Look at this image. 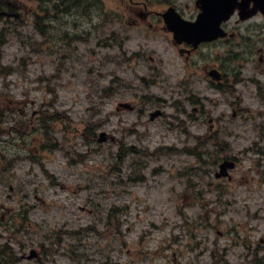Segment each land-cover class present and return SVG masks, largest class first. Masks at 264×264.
I'll return each instance as SVG.
<instances>
[{
    "label": "rangeland",
    "instance_id": "374dc122",
    "mask_svg": "<svg viewBox=\"0 0 264 264\" xmlns=\"http://www.w3.org/2000/svg\"><path fill=\"white\" fill-rule=\"evenodd\" d=\"M194 1L83 0L67 11L44 4L42 14L49 15L43 24L54 37L44 42L33 26V15L41 13L39 2L10 0L4 13L12 27L0 22L6 28L0 48V71L6 70L0 73V109L9 111V119L0 122V157L5 161L0 171L7 168L0 176V205L6 206L0 243L10 238L4 227L24 224L14 243L9 242L13 264H217L210 252L222 249L231 230L264 231V180L250 170L258 156L244 152L257 142L259 129L263 140L257 146L264 152L262 117L225 118L231 133L224 138L229 141L225 151L240 157L231 183L213 175L222 140L203 141V160L210 163L203 166L182 153L151 154L167 146H196L198 136L208 133L205 120L190 121L195 105L185 100L189 95L201 97L197 106L213 117L227 113V102L254 114L264 107L251 82L264 84L259 71L264 63L256 52L264 49V28L246 29L262 23L259 15L240 24L243 40L203 47L189 66L163 32L131 23L141 19L135 10H160L169 3L190 19ZM76 34L81 38L73 40ZM223 56L230 67L226 78L234 77L227 101L203 77L189 75L190 70L203 73L216 67ZM104 90L107 96H102ZM23 101H33L36 109L43 102L38 113L46 114L48 148L34 131L37 116L26 120L29 104ZM124 101L134 103L141 115L136 109H117ZM176 102L185 114L177 111ZM160 106L164 116L150 120L148 112ZM17 119L22 128L13 126ZM213 128L218 132L216 124ZM12 133L17 137L6 141ZM261 165L264 169V161ZM194 242L200 244L196 250ZM40 243L46 252L27 259L32 248L42 252ZM228 259L237 262L231 253Z\"/></svg>",
    "mask_w": 264,
    "mask_h": 264
},
{
    "label": "flooded vegetation",
    "instance_id": "af4514ba",
    "mask_svg": "<svg viewBox=\"0 0 264 264\" xmlns=\"http://www.w3.org/2000/svg\"><path fill=\"white\" fill-rule=\"evenodd\" d=\"M168 7V6H167ZM163 10H154L153 12H144V13H139L136 10L134 11V14L138 15L141 17L140 21L135 17L131 23L137 25V26H141V25H146L149 28H152L155 31H161L163 32L164 36L166 37L167 41L170 42V45L173 47V49L179 54L182 55L183 58L188 61L193 55H197L200 54V51L203 47L208 46L209 42H200L197 46H194L192 43H186V42H181L179 44H177L175 42V39L173 38V33L171 31H169L164 23L163 17L161 15V13L164 11ZM196 11L198 12L199 10L196 9ZM178 12L182 15L185 16L181 11L178 10ZM154 15V19H155V25H153V22L150 21L151 15ZM228 23V22H227ZM224 24V29H228L227 30V36L226 37H222V38H218L216 39V41L214 42H218L221 43L222 45L225 44V41L228 42H235V41H241L244 38L242 37V33H240L239 31V22H237V20L234 21L233 24ZM154 26V28H153ZM243 38V39H242ZM213 43V42H212ZM264 49L259 48L256 50V52H258V58L259 61L263 62L264 61ZM218 70H219V75L217 78V81H214L208 73L209 70H211L212 68H214L213 66H210L208 68H205L204 73L202 74V77L205 78L208 82H211L213 84V87L215 89V91L219 94L222 95H227L228 92H232L233 89V82H234V77L233 80H228L226 78L227 75V68H230L229 65L225 66L224 65V56L222 57V59L219 61L218 63ZM216 66V67H217ZM234 66V65H232ZM238 67H242V65H237ZM213 89V90H214ZM225 99L227 101V97L225 96ZM191 102H194L195 100H190ZM227 113L226 112H221L216 118V124H217V128H218V135L220 136V138H224L225 136L230 135V130L226 129L225 127V118H229V119H243L248 113L249 115L254 114L252 113V110H249L247 108L244 107H238L234 105V102H227ZM239 103H241L239 101ZM133 108L134 105H133ZM161 108L162 107H158ZM155 108L154 110L158 109ZM163 110V109H162ZM192 111H195V114H201L199 115L200 117H197V119L203 118L205 117L207 119V122L210 124V127L212 129L213 127V118L210 116L209 111L204 110L202 106H197V104L192 107ZM192 111H191V115H190V121L193 119L192 117ZM152 111L148 112V115L150 116ZM34 115V113L32 114V116ZM257 117H262L263 118V126H264V111H259L258 113L254 114ZM261 130L259 129L257 132V138L259 140H263L262 136H261ZM260 151V150H259ZM264 154V152H263ZM235 160L238 161V157L235 156L234 157ZM261 159H257L255 161V165L252 166L250 168V170L252 172H254L255 175H260V177L262 178V174H264V169L262 168L261 162H263L262 160V156L260 157ZM252 179H254V177H252ZM263 180H264V176H263ZM252 184L255 186L256 185V181H252ZM254 217V216H251ZM247 233V231H245ZM245 232H235L234 234H230L227 237V240L230 241L231 243H229L228 246L224 247L223 249V256L221 258L222 263L223 264H229V259H228V255L227 252L228 250L231 251L233 250V248L235 246H237L238 248H240L239 250H236L235 253H232V256L235 257L236 260L240 261L237 262L236 264H264V231L262 232H258L257 230H252V231H248V233L246 234ZM223 236V233H222ZM234 260V259H233Z\"/></svg>",
    "mask_w": 264,
    "mask_h": 264
},
{
    "label": "water",
    "instance_id": "95a60500",
    "mask_svg": "<svg viewBox=\"0 0 264 264\" xmlns=\"http://www.w3.org/2000/svg\"><path fill=\"white\" fill-rule=\"evenodd\" d=\"M197 2L200 4L201 12L194 22L181 20L172 9L163 15L174 35H181L177 38L178 41L185 40L196 45L200 41L222 36L220 22L226 20L236 7V0H198ZM255 11L256 8H253L242 13V17L249 16Z\"/></svg>",
    "mask_w": 264,
    "mask_h": 264
},
{
    "label": "trees",
    "instance_id": "16d2710c",
    "mask_svg": "<svg viewBox=\"0 0 264 264\" xmlns=\"http://www.w3.org/2000/svg\"><path fill=\"white\" fill-rule=\"evenodd\" d=\"M7 1L8 0H0V8L1 7H6L7 6ZM39 2H46V4H50L52 6H50L51 8L53 9H59L61 8L62 11H67V10H70L71 8H76V7H79V6H82L83 4V0H38ZM50 249V248H49Z\"/></svg>",
    "mask_w": 264,
    "mask_h": 264
}]
</instances>
